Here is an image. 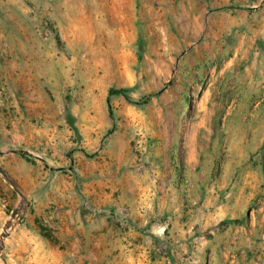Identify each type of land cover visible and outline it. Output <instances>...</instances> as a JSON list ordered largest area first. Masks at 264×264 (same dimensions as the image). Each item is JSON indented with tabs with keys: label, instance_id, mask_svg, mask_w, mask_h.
<instances>
[{
	"label": "rangeland",
	"instance_id": "1",
	"mask_svg": "<svg viewBox=\"0 0 264 264\" xmlns=\"http://www.w3.org/2000/svg\"><path fill=\"white\" fill-rule=\"evenodd\" d=\"M0 168V264H264V0H0Z\"/></svg>",
	"mask_w": 264,
	"mask_h": 264
},
{
	"label": "crops",
	"instance_id": "2",
	"mask_svg": "<svg viewBox=\"0 0 264 264\" xmlns=\"http://www.w3.org/2000/svg\"><path fill=\"white\" fill-rule=\"evenodd\" d=\"M261 219V218H260ZM236 233V234H235ZM234 233V237L230 240H225L224 243H221L222 247H219V252L226 249H231V250H240L243 253V248H251L253 250H256V248L259 249H264V233H256V242L255 241H250V237L247 236L246 233H238L237 231ZM224 253V252H223ZM228 254V253H227ZM224 253L223 255H226ZM231 262H233L231 260Z\"/></svg>",
	"mask_w": 264,
	"mask_h": 264
},
{
	"label": "water",
	"instance_id": "3",
	"mask_svg": "<svg viewBox=\"0 0 264 264\" xmlns=\"http://www.w3.org/2000/svg\"><path fill=\"white\" fill-rule=\"evenodd\" d=\"M0 175H1L6 181H8L9 184H10V185L15 189V191L20 195V193H19L17 187L13 184V182H11V181L8 179L6 173H5L1 168H0ZM12 216L14 217V216H15V213H13ZM7 229H11V222H8V224L6 225V229H5V230H7ZM0 249H1V246H0Z\"/></svg>",
	"mask_w": 264,
	"mask_h": 264
},
{
	"label": "trees",
	"instance_id": "4",
	"mask_svg": "<svg viewBox=\"0 0 264 264\" xmlns=\"http://www.w3.org/2000/svg\"><path fill=\"white\" fill-rule=\"evenodd\" d=\"M122 93H124V92L121 91V90H114V91H110L109 92V95H120Z\"/></svg>",
	"mask_w": 264,
	"mask_h": 264
},
{
	"label": "bare ground",
	"instance_id": "5",
	"mask_svg": "<svg viewBox=\"0 0 264 264\" xmlns=\"http://www.w3.org/2000/svg\"><path fill=\"white\" fill-rule=\"evenodd\" d=\"M135 177H136V175H135ZM137 177H138V174H137Z\"/></svg>",
	"mask_w": 264,
	"mask_h": 264
}]
</instances>
